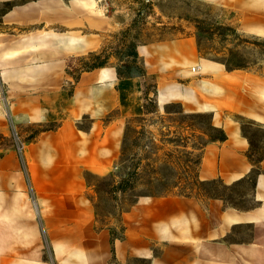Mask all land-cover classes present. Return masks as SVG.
I'll return each instance as SVG.
<instances>
[{"label": "crops", "instance_id": "0c3cea01", "mask_svg": "<svg viewBox=\"0 0 264 264\" xmlns=\"http://www.w3.org/2000/svg\"><path fill=\"white\" fill-rule=\"evenodd\" d=\"M99 4L0 0V135L18 132L23 139L0 148V264L113 258L109 228H95L86 173L114 168L127 120L146 115L147 101L141 75L120 77L115 67L80 71L77 78L68 72L71 62L102 48L105 33L124 26ZM233 4L240 26L264 36V0ZM137 52L147 74L157 77L160 109L180 103L186 113H209L227 135L204 148L200 180L231 186L258 173L248 209L221 198L142 197L124 216L117 260L264 264V158L250 160L253 138L245 130L248 124L264 131V73L229 70L203 57L193 36L143 44ZM43 126L51 129L31 131Z\"/></svg>", "mask_w": 264, "mask_h": 264}, {"label": "rangeland", "instance_id": "374dc122", "mask_svg": "<svg viewBox=\"0 0 264 264\" xmlns=\"http://www.w3.org/2000/svg\"><path fill=\"white\" fill-rule=\"evenodd\" d=\"M230 1V0H229ZM100 9L107 16L120 20L124 26L104 35L101 49L91 52L69 65L68 72L78 77L80 71L115 67L123 74L134 73L143 76L148 113L129 118L126 123L120 156L114 168L103 174L86 173V179L93 189L88 195L95 209V228L112 227L117 232L125 227L124 216L142 197L165 192V187L148 183L145 169L162 168L165 173L175 172L179 186L174 192H184L205 198L222 196L229 207L248 209L252 207L254 182L258 170L243 182L231 186L225 184L196 183L194 174L187 176L190 165L197 171L202 159L203 141L208 140L203 132L213 133L212 115L209 113H181L180 103H172L160 109L156 103L155 75H148L137 48L143 44L157 43L179 37L193 36L203 57L225 64L229 70L246 69L264 73V36L252 28L240 26L241 12L234 0H100ZM98 66V68H97ZM184 111V110H183ZM197 115V116H193ZM235 118H238L235 116ZM32 128L37 132L42 128ZM253 140L252 162H258L264 153V131L245 125ZM22 135L13 132L11 137L0 135V148L8 149L22 142ZM191 152L192 164L186 162ZM140 165L141 178L134 189L126 194L114 193L108 185L111 174L115 180ZM189 171V170H188ZM171 181V182H170ZM167 191V190H166ZM153 197V196H152ZM97 213L100 223L97 224ZM45 259L53 260L51 251L45 252ZM53 264H59L53 260ZM110 264H149L148 260L130 257L125 261L112 259Z\"/></svg>", "mask_w": 264, "mask_h": 264}, {"label": "trees", "instance_id": "16d2710c", "mask_svg": "<svg viewBox=\"0 0 264 264\" xmlns=\"http://www.w3.org/2000/svg\"><path fill=\"white\" fill-rule=\"evenodd\" d=\"M98 68V66H97ZM232 70V69H231ZM118 74L120 77H131L134 73H128V74H123L121 72L118 71ZM143 76H145L143 74ZM142 76V77H143ZM155 80V85H153V88L155 89V97H156V100H157V96H158V83H157V77L155 76L154 78ZM149 94L148 92L145 90V98H146V101L148 100V97ZM157 103V101H156ZM146 113H148V108H147V105H146ZM181 113H184V111L182 110ZM194 117L197 116V115H193ZM51 129V127H46V128H42L40 129L38 132H41V131H45V130H49ZM213 133H211V131L209 132H203V135L204 136H208V140L207 141H203V144H202V148L201 150L203 151L204 148L210 144V143H215V142H224L227 140V135L226 133L222 130V129H218V128H215L213 127ZM187 161L186 162H189L190 164H192V159L191 158V152L187 153ZM254 155H257V154H250L249 155V158L250 160L252 161V156ZM262 158L256 163L254 162L253 164H258L261 160H263L264 158V153L261 154ZM201 163V162H200ZM200 163L199 166H200ZM199 166H198V169L197 171H194L192 170V167L187 166L188 169H186V173H187V176L192 178V175L194 174V181L196 183H205L203 181L200 180L199 178ZM139 169H140V165L139 164H136L135 167L133 168L132 171H129L128 173H125V175L121 178L120 181H117L115 180V177L117 176L116 173L114 174H111V179L110 180H107L109 183V187L112 189V192L114 193H118L120 192L121 194H126L128 191H131L132 189H134L135 185H136V182H138L141 178H143L142 176V173L139 172ZM145 169V176L147 178V181L148 183H150L151 185H157L158 187H165V192L163 193H159V194H152L150 196H153V197H162V196H172V195H179V196H193L192 194H187V193H184V192H174V189L176 190L178 188V184L175 183V181H170V185L171 186H167L165 185V181H169V180H172L173 178L175 179V172H170V173H165L164 171H161L162 168H150L149 166V170H147L146 168ZM189 170V171H188ZM207 183H210V184H213V185H216V184H220L222 183L221 180L217 179V180H211V181H207ZM223 184V183H222ZM162 187V188H163ZM149 196V195H148ZM196 197H199V196H196ZM207 198H221L223 199L224 201L226 200L224 197L222 196H210V195H207L206 196ZM205 197V198H206ZM138 202V201H137ZM136 204V203H135ZM227 205V204H226ZM233 208V207H231ZM100 216L99 214L97 213V224L99 225L100 223ZM97 228L101 229V228H104L103 226H98ZM109 228V231H110V235H111V244H112V252H113V258L112 259H116V254H115V241L116 240H123L124 237H125V227L121 228L120 231L116 232L114 230V228Z\"/></svg>", "mask_w": 264, "mask_h": 264}, {"label": "built area", "instance_id": "2783aa9c", "mask_svg": "<svg viewBox=\"0 0 264 264\" xmlns=\"http://www.w3.org/2000/svg\"><path fill=\"white\" fill-rule=\"evenodd\" d=\"M16 135H17V133H16ZM20 144V143H19Z\"/></svg>", "mask_w": 264, "mask_h": 264}]
</instances>
